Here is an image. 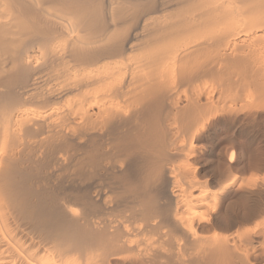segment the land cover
<instances>
[{
  "label": "bare ground",
  "instance_id": "6f19581e",
  "mask_svg": "<svg viewBox=\"0 0 264 264\" xmlns=\"http://www.w3.org/2000/svg\"><path fill=\"white\" fill-rule=\"evenodd\" d=\"M0 264H264V0H0Z\"/></svg>",
  "mask_w": 264,
  "mask_h": 264
},
{
  "label": "rangeland",
  "instance_id": "374dc122",
  "mask_svg": "<svg viewBox=\"0 0 264 264\" xmlns=\"http://www.w3.org/2000/svg\"><path fill=\"white\" fill-rule=\"evenodd\" d=\"M248 116V115H247ZM246 116V117H247ZM218 129V130H217ZM215 135L217 139V145L214 149L213 156L209 159L211 163L214 165L215 170L217 171L218 168L222 167V164L226 161V148L228 145L224 142V137L228 135H232L234 137V149L236 150L237 155L243 162V168H245L246 174L250 172V169L257 167L260 160V152L259 150V142L256 140L253 144L248 146L245 142V138L243 136V131L239 129V131H229L225 128H217ZM234 133V134H233ZM249 147V149H248ZM240 154V155H239ZM244 156V157H243ZM246 156V160H245ZM247 157H249L247 159ZM243 158V159H242ZM201 160L203 161L204 158L202 157ZM244 160V161H243ZM250 161V162H248ZM253 161V162H251ZM245 163V164H244ZM248 166V167H247ZM250 168V169H249ZM232 190L228 192V194L232 195Z\"/></svg>",
  "mask_w": 264,
  "mask_h": 264
}]
</instances>
